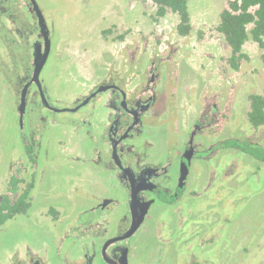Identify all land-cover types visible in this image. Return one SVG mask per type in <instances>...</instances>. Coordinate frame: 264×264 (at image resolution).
I'll return each instance as SVG.
<instances>
[{"label": "flooded vegetation", "instance_id": "af4514ba", "mask_svg": "<svg viewBox=\"0 0 264 264\" xmlns=\"http://www.w3.org/2000/svg\"><path fill=\"white\" fill-rule=\"evenodd\" d=\"M231 1L234 0H228L226 7L219 11L220 14ZM9 3L18 4L36 19V25L30 26L29 33L41 37L43 44L41 49V42L35 41L27 49V69L23 76L20 101L16 106L22 133L25 125L28 128L27 121L34 120L40 111L46 114V118L40 116L37 124H30V128L26 129L28 133L23 137L25 150L22 158L28 163L26 170H31V173L24 174L22 161L17 165L11 162L6 192L0 195V203L4 197L16 201V197L27 191L30 210V193L36 185L41 187L38 182L44 177V174L37 172L35 149L38 144L37 150L41 148L40 141L46 137L51 125L52 130L56 131L55 139L59 134L63 137L56 141L59 146H63L62 154L75 156L73 159L82 162L88 171L89 187L97 186L104 189V192L92 193L93 203L68 218L72 226L65 233L61 234L58 227L55 228L57 243L54 254L41 253L29 247L17 252V248L5 257L4 264H147L150 252H164L163 246L173 244L175 247L181 241L187 243L190 228H193V244L189 252H204L202 233L205 220L198 216L203 208L193 202L204 200L213 181L219 178L220 151H238L234 147H225V142L238 140L253 143L245 138L219 137L221 130L229 126L236 103H242L240 99L234 100L237 89L230 85V89L218 92L196 91L189 89L186 84L180 85L178 82L183 75L177 73L176 79L174 77V96L170 76L176 71L174 56L180 47L166 43L163 52L165 56L151 54L143 69L141 65L144 59L135 62V57H132L121 58L117 69L110 64L104 77L99 75L95 80L87 78V73L76 75L77 80L85 81L83 86L79 84L85 94L69 104L58 102L60 104L56 105L47 95L41 74L51 51L48 25L36 0H0V10ZM154 8L155 22L173 14L179 24L176 14L167 11L164 17H157ZM220 14L213 30L224 41L216 30ZM40 18L45 33L41 29ZM177 25L175 31L179 37L190 34L179 35ZM44 37L49 44L48 55L36 80L35 60H41L44 53ZM224 43L228 56L222 61V67L237 74L249 61L250 53L246 60L239 62L236 70L229 62L231 49ZM248 44L261 50L254 43ZM248 44L245 49L249 48ZM260 61L264 67L261 56ZM187 78L188 74L185 75ZM255 95L264 96V92ZM33 96L36 106L28 110L27 100ZM250 96L245 102V122L251 106ZM192 104H195L194 110L191 109ZM35 131L40 132L37 137H34ZM44 160L48 161L46 158ZM204 166L208 172L206 186H203ZM230 172L226 175H230ZM21 174L25 178L22 179ZM14 186L17 189L16 195L13 192ZM28 211L14 215L8 221L27 216ZM50 214L52 227L55 224L59 226V212L51 210ZM199 237L201 240L197 239ZM169 241L170 244H167ZM137 242L146 252H137Z\"/></svg>", "mask_w": 264, "mask_h": 264}, {"label": "rangeland", "instance_id": "374dc122", "mask_svg": "<svg viewBox=\"0 0 264 264\" xmlns=\"http://www.w3.org/2000/svg\"><path fill=\"white\" fill-rule=\"evenodd\" d=\"M227 2L187 0L192 28L188 36L181 38L175 31L177 17L168 14L155 22V8L147 0H36L48 25L51 44L49 60L41 73L47 95L56 105L60 104L58 102L69 104L85 94L81 87L85 81L77 80L76 75L87 73V78L95 80L99 75L104 77L110 64L117 69L121 58L132 57L135 62L144 59L143 69L151 54L165 56L164 45L167 43L180 47L174 56L176 71L170 76L174 85L172 94L175 96L177 73L183 75L178 82L180 85L186 84L196 91L211 93L234 86L237 89L234 100L240 99L242 103H236L235 117L232 114L233 119L231 117L229 126L221 130L219 137L245 138L264 148V125L254 129L244 120L247 98L264 92V67L260 61L264 51L248 44L246 50L250 59L239 73L232 74L227 67H222L228 51L213 29L219 11ZM16 3L6 4L0 10V195L6 192L11 162L17 165L22 161L24 174L31 171L26 170L28 163L22 158L23 137L30 124H37L40 116L46 118L40 111L34 120L27 121L28 128L25 125L22 133L16 106L27 69V49L41 37L29 33L30 26L36 25V19ZM34 98L27 100L28 110L36 106ZM191 109H195V104ZM32 112L35 114L34 110ZM29 114L32 115L31 111ZM39 133L35 131L34 137ZM55 133L52 125L49 126L44 133L46 137L40 141L41 148L37 150L38 144L35 149L37 172L44 177H38L42 179L38 182L41 187L36 185L30 193L28 215L14 218L0 228V264H4L5 257L17 248V252L29 247L54 254L55 228L58 227L61 234L65 233L72 226L68 218L93 203L92 193L104 192L97 186L89 187L86 166L73 159L75 156L62 154L63 146L56 141L63 137L59 134L55 139ZM218 159L219 178L213 181L204 200L193 202L203 208L198 216L205 220L204 252H189L193 244V228H190L187 243L181 241L175 247L173 244L160 245L164 252H150L147 264H264V164L231 150L220 151ZM228 166H231L230 175H226L230 171ZM207 173L205 171L203 186L207 185ZM51 210L59 212V226L52 227ZM197 239L201 240V237ZM212 240H215L214 244ZM139 243H136L137 252H146Z\"/></svg>", "mask_w": 264, "mask_h": 264}, {"label": "trees", "instance_id": "16d2710c", "mask_svg": "<svg viewBox=\"0 0 264 264\" xmlns=\"http://www.w3.org/2000/svg\"><path fill=\"white\" fill-rule=\"evenodd\" d=\"M156 7L157 17H164L167 11L176 14L179 18L177 32L186 36L191 31L190 17L186 0H150ZM228 47L231 49L229 62L238 69L239 62L249 57L245 49L248 43L256 44L264 50V0H234L228 4V8L220 14V21L216 28ZM264 63V54L261 55ZM251 106L246 115V122L252 128L264 125V96L251 95ZM225 147L237 148L239 152L251 156L256 161L264 164V148L256 143L231 140L223 144ZM16 195L17 189L14 186ZM30 207L28 192L24 191L11 201L4 197L0 203V227L17 214H25Z\"/></svg>", "mask_w": 264, "mask_h": 264}, {"label": "water", "instance_id": "95a60500", "mask_svg": "<svg viewBox=\"0 0 264 264\" xmlns=\"http://www.w3.org/2000/svg\"><path fill=\"white\" fill-rule=\"evenodd\" d=\"M40 24H41V29L42 31L45 33V30H44V26H43V22L40 18ZM45 39V46H44V53L41 57V60L37 61L35 60V73H34V78L37 80V76L38 74L40 73L42 67L44 66L45 64V61H46V58H47V55H48V49H49V44H48V40L46 37H44Z\"/></svg>", "mask_w": 264, "mask_h": 264}]
</instances>
